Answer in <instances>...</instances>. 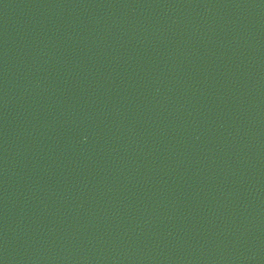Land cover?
Listing matches in <instances>:
<instances>
[{
  "label": "water",
  "instance_id": "obj_1",
  "mask_svg": "<svg viewBox=\"0 0 264 264\" xmlns=\"http://www.w3.org/2000/svg\"><path fill=\"white\" fill-rule=\"evenodd\" d=\"M0 264H264V0H0Z\"/></svg>",
  "mask_w": 264,
  "mask_h": 264
}]
</instances>
